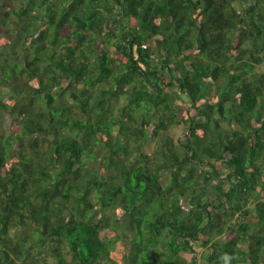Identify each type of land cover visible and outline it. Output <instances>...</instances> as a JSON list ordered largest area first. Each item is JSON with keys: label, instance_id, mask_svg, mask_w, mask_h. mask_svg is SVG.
I'll return each instance as SVG.
<instances>
[{"label": "trees", "instance_id": "16d2710c", "mask_svg": "<svg viewBox=\"0 0 264 264\" xmlns=\"http://www.w3.org/2000/svg\"><path fill=\"white\" fill-rule=\"evenodd\" d=\"M0 264H264V0H0Z\"/></svg>", "mask_w": 264, "mask_h": 264}, {"label": "rangeland", "instance_id": "374dc122", "mask_svg": "<svg viewBox=\"0 0 264 264\" xmlns=\"http://www.w3.org/2000/svg\"><path fill=\"white\" fill-rule=\"evenodd\" d=\"M7 91L8 90L6 88L2 89V94L4 93V95H6ZM2 122H3V126L5 127V130H9L10 122H11L10 119L5 116V118H3V120H2ZM180 134H181V132L178 129H174L173 132H172V135L175 137V139H178L180 137ZM152 150H153V146L147 148L146 152L150 153ZM162 181H163L164 184H167L168 181H169V176L168 175L165 176Z\"/></svg>", "mask_w": 264, "mask_h": 264}]
</instances>
